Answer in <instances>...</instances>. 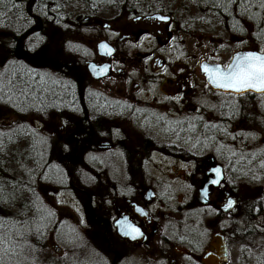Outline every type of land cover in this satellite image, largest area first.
<instances>
[{
  "label": "flooded vegetation",
  "instance_id": "flooded-vegetation-1",
  "mask_svg": "<svg viewBox=\"0 0 264 264\" xmlns=\"http://www.w3.org/2000/svg\"><path fill=\"white\" fill-rule=\"evenodd\" d=\"M182 1L100 0L90 14L62 18L58 29L49 31L55 36H44L40 20L21 22L35 31L5 38V47L0 33V54L6 58L0 66V102L22 113L19 118L0 114L7 146L22 142L23 155L35 156L27 161L34 174L24 184L34 185L39 199L46 189L52 203L58 197L80 210L82 218L68 224L72 235L64 234V221L51 205L42 208L41 226L48 243L55 233L72 246V255L85 256L83 264H156L157 258L162 264L180 259L229 264L228 239L221 231L187 228L158 235L165 212L154 209L155 172L163 165L176 171L190 163L203 178L210 168L204 156L210 130L216 142L225 137L221 124H205L204 31L221 28L235 35L237 29L234 13L219 22L204 0ZM188 8L200 18L189 16ZM100 12L112 15L103 19ZM97 170L102 180L83 181ZM221 186L208 194V207L217 215L232 196ZM135 208L147 218L137 216ZM217 234L226 248L222 262ZM57 236L51 249L61 255ZM45 242L44 250L50 246Z\"/></svg>",
  "mask_w": 264,
  "mask_h": 264
},
{
  "label": "rangeland",
  "instance_id": "rangeland-1",
  "mask_svg": "<svg viewBox=\"0 0 264 264\" xmlns=\"http://www.w3.org/2000/svg\"><path fill=\"white\" fill-rule=\"evenodd\" d=\"M183 2L182 0H179ZM61 2L60 9L61 15L59 18H64L82 13L84 10H80L77 4L79 0H58ZM187 14L193 18H200V15L196 13V10L186 9ZM99 15L103 19H108L112 13L100 12ZM206 18V17H205ZM206 21L212 22L213 18H206ZM249 23L248 21H246ZM246 23V24H247ZM211 24V23H210ZM239 23V28L236 34H228L221 28H214L215 33H208L214 31L213 29L208 31L207 27L204 31V59L207 62L219 61L225 64L230 59L231 55L239 50L257 49L262 51L264 49V19L258 22V28H254L253 25H247ZM206 26V25H205ZM56 28V27H54ZM58 29V28H56ZM230 31V30H229ZM49 35L55 36L52 32ZM204 88V107H205V124L215 126L221 124L225 130V137L223 140H219V148L221 151L216 155L213 152V146L211 142H206L205 157L216 158L217 161L225 168V181L220 187V191H230L234 198L242 193L245 186L252 187L256 194L261 197L264 204V197L262 189H264V96H258L256 98L249 99L247 96H223L217 93H213L207 86ZM7 113L9 116H14L16 111L9 107H5L0 102V114ZM248 117L258 118L260 125H254L253 122L248 123ZM251 118V119H252ZM227 124L222 125V121ZM4 122L0 124V128L3 127ZM2 129V128H1ZM210 136L213 137L210 130ZM216 142V143H217ZM23 143L18 142L16 145L12 144L5 147V151L0 147V155L5 159V163L11 168H15L16 164L14 160L17 158L21 162H25L26 167H30L27 164L23 155ZM216 155V156H214ZM226 169L230 171V175L226 174ZM101 170L95 171L94 175H99L83 179V181H100L102 180ZM156 179L159 181L157 184V190L159 191L158 200L156 202V208L161 206L162 211L165 213L160 214L159 224L160 231L158 235H177L182 233L187 228H203L206 232L221 231L228 239V257L229 264H258L257 255L263 252L264 249V231L258 233L259 236L254 241L242 240L236 241L240 238L241 233L247 230L246 220L242 217L241 212H233L228 215H217L215 210L207 207H202L196 204L195 201V189L202 181V173L196 171L193 165L182 164L179 165L176 171H172L169 166H161L157 172H155ZM243 176L242 182L233 180ZM99 177V178H98ZM27 178L25 179V181ZM21 185L26 186L24 181ZM11 186V185H10ZM46 188V187H44ZM262 188V189H261ZM12 193V191H10ZM43 200H40V205L45 209L46 205H51L60 213L61 220L64 221L62 230L65 233L73 234L68 228V224L81 219L82 214L78 208H74L72 205L59 201L58 197L54 198L52 203L51 194L42 190ZM169 208L167 210L163 206ZM42 209V210H43ZM44 211V210H43ZM197 225V226H196ZM84 228V227H83ZM82 228V229H83ZM67 229V230H66ZM72 230V229H71ZM70 231V232H69ZM84 231V230H83ZM48 234L44 233L41 238L33 236L30 240V244L26 246V250L18 254V264H83L85 262V256L72 255V246L64 243L59 239L55 233L52 235L48 243ZM66 235V234H65ZM80 235V233L75 234ZM262 235V236H261ZM55 239V244L62 249L61 255H54L51 249L52 240ZM82 236V235H81ZM67 237V236H66ZM71 238V237H69ZM77 238V237H76ZM79 238V237H78ZM48 243V248L46 242ZM81 241V240H80ZM79 241V245L81 242ZM161 246L158 242V248ZM264 262V260H261ZM186 261L180 259L178 264H185ZM156 264H162L157 258ZM169 264V263H166Z\"/></svg>",
  "mask_w": 264,
  "mask_h": 264
},
{
  "label": "trees",
  "instance_id": "trees-1",
  "mask_svg": "<svg viewBox=\"0 0 264 264\" xmlns=\"http://www.w3.org/2000/svg\"><path fill=\"white\" fill-rule=\"evenodd\" d=\"M100 0H79L77 2L82 13L79 15H87L91 13V7L99 4ZM205 6L210 8V13L219 17V22H226L229 19L230 14H235V20L237 21V30L239 23L245 24L246 18L251 21V25L254 28H258V22L264 19V7L262 3L264 0H204ZM61 2L58 0H0V33L4 47L6 46L5 38L18 37L21 31H35L33 25H21L23 21L37 22L38 20L43 22L44 36L49 35V31L53 27H59V22L62 21L59 18L62 9H60ZM27 7L25 9L24 7ZM216 7V8H215ZM5 55L0 54V66L5 60ZM1 68V67H0ZM249 99H254L256 96L247 95ZM14 116L19 118L22 116L21 110H15ZM248 117L247 122H253L254 125H260L258 118ZM5 128L0 129V147L5 151L7 142L5 138ZM213 134V132H212ZM223 140V135H221ZM206 140L213 145L215 140V134L213 137ZM0 155V236L11 238L9 244L10 249L8 253L0 252V264H18V254L26 250V246L30 244V240L33 236L41 238L43 235L41 220H45L43 217L42 206L40 200H38L37 189L34 185L23 186L21 183L28 177H31L35 171L32 167H26L25 162H21L16 157L14 160L16 166L11 168L5 163V159ZM26 162L35 160V156L24 155ZM191 159V158H189ZM34 170V171H33ZM228 175L230 171L227 170ZM243 176L234 178L238 182H242ZM11 185V186H10ZM262 189V188H261ZM12 191V193L10 192ZM264 197V189H262ZM236 207L233 212L240 213L246 220L247 230L241 233L238 241L252 240L254 241L259 236L258 233L264 231V204L260 196L256 194L252 187L243 189L242 193L238 194ZM262 236V235H261ZM264 236V235H263ZM264 260L263 252L257 255V263Z\"/></svg>",
  "mask_w": 264,
  "mask_h": 264
},
{
  "label": "snow or ice",
  "instance_id": "snow-or-ice-1",
  "mask_svg": "<svg viewBox=\"0 0 264 264\" xmlns=\"http://www.w3.org/2000/svg\"><path fill=\"white\" fill-rule=\"evenodd\" d=\"M230 2H234V0H230ZM261 6L264 7V3ZM204 71L208 74L209 81L215 84L216 87L235 91H241L242 89L264 91V55L251 52L237 55L234 62L223 69L205 66ZM213 171L217 175L219 174V169H213ZM207 183L214 185L218 183V180L208 178ZM205 195H207V192H205ZM129 227L132 233L139 234V229ZM10 243V237L6 239L5 236H0V252L8 253L9 251H14L10 249Z\"/></svg>",
  "mask_w": 264,
  "mask_h": 264
},
{
  "label": "water",
  "instance_id": "water-1",
  "mask_svg": "<svg viewBox=\"0 0 264 264\" xmlns=\"http://www.w3.org/2000/svg\"><path fill=\"white\" fill-rule=\"evenodd\" d=\"M256 53L259 55H264V51L262 52H253V51H239V52H235L232 56L231 59L229 60L228 63H226L228 65L232 64L234 62V59L236 58L237 55H244L246 53ZM208 67V68H216V67H220V68H224L222 65L220 64H212L208 63V62H202L200 64V71L201 73H203L204 78H205V82H206V86L209 87V89L213 92H218V93H222V94H232V95H241V94H246V93H250L252 95H264V91H257L255 89H242L241 91H235L232 89H224V88H219L216 87L215 84L211 83L209 81L208 78V74L204 71V67ZM225 66V67H226ZM89 73L91 74L92 78L97 79L94 70L91 68V66L89 65L88 70ZM209 163H210V168L208 169V172H206L204 174V182L198 187V189L196 190V203L202 206H206L209 204V200H208V194H209V190H211L212 188L218 187L220 184H222L223 180H224V176H223V170L221 166H219L218 164H214L212 159H208ZM213 169H219V174L217 175ZM208 178H214L218 180L217 184L214 185H209L207 183V179ZM205 192H207V195H205ZM234 199L232 198H228L226 204L219 208L220 212L226 214L228 212H230V210H232L235 206V201H233ZM231 202V203H230ZM134 212L137 214V216H139L140 218H147V214L145 213V215L142 213V211L138 210V209H134ZM115 226H118V223L115 224ZM217 236L220 239V245L217 248V252L219 253V257H217L218 259H220V261H225L226 260V248L223 242V237L221 236V234H217ZM129 239V238H127ZM182 252H185L184 250H181ZM208 254V253H207ZM204 257V261L206 262L207 260V255Z\"/></svg>",
  "mask_w": 264,
  "mask_h": 264
}]
</instances>
